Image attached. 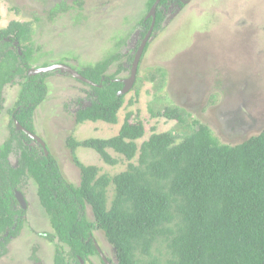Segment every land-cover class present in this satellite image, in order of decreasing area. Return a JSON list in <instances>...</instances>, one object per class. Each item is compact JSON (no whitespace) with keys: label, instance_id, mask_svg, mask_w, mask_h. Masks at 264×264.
<instances>
[{"label":"rangeland","instance_id":"rangeland-1","mask_svg":"<svg viewBox=\"0 0 264 264\" xmlns=\"http://www.w3.org/2000/svg\"><path fill=\"white\" fill-rule=\"evenodd\" d=\"M146 2L0 0V29H6L12 21L28 24L29 40L22 42L32 48L29 69L63 62L83 70L119 54L107 74L122 66L124 71L117 77L125 79L142 39L144 28L140 20L149 10ZM162 11L164 20L141 55L135 82L124 96L116 124L105 125L106 128L99 123L76 124L74 114L89 104L92 89L67 73L46 72L47 94L34 111V133L44 140L63 177L73 185L80 181L75 158L84 165L96 166L98 176L110 177L124 171L129 161L112 150H108L109 154L118 160L114 165L105 163L89 148L78 147L72 154L65 139L70 135L79 141L113 137L127 112L132 113L130 121L139 120L144 126V135L136 141L138 146L151 134L166 131H171L179 142L194 127L193 119L210 127L221 144L229 145L259 134L264 127V0H188L169 4ZM151 77L156 80L151 81ZM23 80L21 74L14 72L0 91V145L10 138L12 131L4 125L19 98ZM130 99L132 104H128ZM166 106L184 110L185 125L152 115ZM27 144L40 147L33 141ZM19 157V151L12 152L9 163L17 166ZM130 162L136 164L137 156ZM21 187L27 203L23 225L18 236L7 244L0 264H54L59 250L65 252L66 258L68 248L46 237L53 231L38 201L34 180L28 178ZM112 192L110 185L108 203ZM87 217L92 220L89 207ZM93 236L106 259L114 262L115 250L103 232L95 230ZM151 252L159 264L169 259L164 244H155ZM80 264L102 263L99 256L93 255Z\"/></svg>","mask_w":264,"mask_h":264},{"label":"trees","instance_id":"trees-1","mask_svg":"<svg viewBox=\"0 0 264 264\" xmlns=\"http://www.w3.org/2000/svg\"><path fill=\"white\" fill-rule=\"evenodd\" d=\"M154 1H148V8ZM170 1L161 0L160 5ZM155 16L154 30L163 19L158 7ZM151 20H140L143 33ZM10 34L21 43L28 40L29 28L12 21L0 30V91L14 72L21 74L24 80L20 82L18 104L22 106L16 117L32 131L25 120L29 121L32 110L45 99L46 73L28 74L32 48L20 47L19 55L9 48L10 42L3 41ZM3 48L6 51L2 54ZM119 56L79 71L95 85L85 84L92 89V98L75 112L76 124L117 123L125 96L117 94L123 86L117 75L124 68L119 66L110 75L107 69ZM132 103L130 99L128 104ZM185 114L177 106H166L152 115L185 125ZM131 116V112L126 113L113 137L79 141L70 135L65 139L72 154L78 147L89 148L105 163L114 165L118 160L109 154L112 150L129 161L124 171L110 177L98 176L96 166L84 165L75 158L80 170L78 185L63 177L48 150L45 154L41 146L37 149L22 144L23 138L31 141L23 132H17V136L13 133L0 145V258L24 221L14 192L21 191L22 184L32 178L53 231L46 237L68 248L66 258L65 252L57 251L54 264H80L81 260L99 256L95 230L102 231L115 250V261L110 264H159L151 252L157 243L165 245L169 256L165 264H264V127L259 134L229 145L221 144L210 127L193 119L194 127L179 142L166 131L151 134L138 146L136 141L144 135V126L139 120L130 121ZM13 139L18 144L9 142ZM14 151L20 152L15 167L7 159ZM135 156L136 164L130 162ZM110 185L113 192L108 203ZM88 207L92 220L87 217Z\"/></svg>","mask_w":264,"mask_h":264},{"label":"water","instance_id":"water-1","mask_svg":"<svg viewBox=\"0 0 264 264\" xmlns=\"http://www.w3.org/2000/svg\"><path fill=\"white\" fill-rule=\"evenodd\" d=\"M154 8L155 6H153L150 9V12L148 14V16H152L153 20L151 22V26L149 31L146 33L145 37L143 38V40L141 41L136 53L134 54L132 63H131V67H130V72H129V76L125 79H121L123 86L122 88L119 90V92L117 93L118 95H125L127 92L130 91V89L132 88L135 79H136V75L138 72V68H139V63H140V58H141V54L143 52L144 46L149 38V35L151 33V29L153 27V23H154ZM59 70L61 72H67L68 74H70L71 76H73L74 78H77L78 80L85 82L89 85H94V83H92L91 81H89L88 79H86L84 76H82L80 73H78L76 70H74L73 68H71L68 65L65 64H53V65H49V66H45V67H39V68H34V69H30L28 70V73L30 75H35V74H41V73H46L52 70ZM16 126L18 130H22L25 133L29 134L31 137L36 138L37 141L40 143L39 145L43 148L44 153H47V149H46V145L34 134L28 132L26 129H24L23 127H21L17 122H16ZM15 198L17 199V201L19 202L20 206L22 209L26 208V201L25 198L23 196V194L19 191H15ZM95 247L97 250V253L99 254L102 262L104 264H110V262L106 259V257L103 255V253L101 252V250L99 249V247L97 246V243L95 242ZM82 261V260H81Z\"/></svg>","mask_w":264,"mask_h":264},{"label":"flooded vegetation","instance_id":"flooded-vegetation-1","mask_svg":"<svg viewBox=\"0 0 264 264\" xmlns=\"http://www.w3.org/2000/svg\"><path fill=\"white\" fill-rule=\"evenodd\" d=\"M148 1L149 0H147V2H146V4L148 3ZM160 1L161 0H155L152 4H151V6H150V8H149V10H148V13H147V15H146V17H144V20H147V19H149V18H152V20H153V17L152 16H148V14H149V12H150V9L153 7V6H155V8H154V23H153V27H152V29H151V33H150V35H149V38H148V40H147V42H146V44H145V46H144V49H143V52L146 50V48H147V46H148V41L151 39V36H152V34L154 33V24H155V13H156V10H157V7H158V10H161V14H162V16H163V19H162V21L164 20V14H163V11H162V7H165V6H168L169 4H172V3H177V4H183L184 2H187L188 0H172V1H170V2H168V3H166L167 5H160ZM53 11H55V10H53ZM152 20H151V22H152ZM161 21V22H162ZM22 24H25V23H22ZM26 25V24H25ZM28 28H29V36H30V32H31V29H30V27L28 26V24L26 25ZM150 26H151V23H150ZM150 26H149V28H148V30L145 32V33H143L142 34V39H141V41L143 40V38L145 37V35H146V33L149 31V29H150ZM158 29V28H157ZM156 29V30H157ZM1 30V29H0ZM28 40H29V37H28ZM27 40V41H28ZM3 41H7V42H10L11 43V46H12V48H13V46L15 47V49L17 50V52H18V54L19 55H21L22 54V52H21V48H20V43L17 41V40H15L14 38H13V36H12V34H10V35H8L7 37H4L3 38ZM141 41L139 42V45H140V43H141ZM22 44H23V46H24V44H25V42L23 43V42H21ZM139 45H138V47H139ZM138 47H137V49H138ZM137 49H136V51H137ZM136 51H135V53H136ZM142 52V53H143ZM141 55H143V54H141ZM133 60V59H132ZM140 60H141V58H140ZM53 64H65V65H68V64H66V63H63V62H56V63H52V64H50V65H53ZM45 66H49V65H42V66H40V67H45ZM69 66V65H68ZM91 66H93V65H91ZM91 66H89V67H91ZM71 67V66H70ZM131 67V66H130ZM39 68V67H38ZM71 68H73V67H71ZM34 69V68H33ZM74 70H76L78 73H80L79 71H81V70H78V69H75V68H73ZM28 70H30V69H28ZM52 71H58V72H60V73H63V74H65V73H67V72H61V71H59V70H52ZM28 72V71H27ZM130 72V71H129ZM29 74V73H28ZM42 74V73H41ZM68 74V73H67ZM81 74V73H80ZM30 75V74H29ZM36 75V74H35ZM70 75V74H69ZM82 75V74H81ZM71 76V75H70ZM83 76V75H82ZM73 77V76H72ZM85 77V76H84ZM74 78V77H73ZM86 78V77H85ZM76 80H78L77 78H75ZM87 79V78H86ZM89 80V79H88ZM117 80H119V78H117ZM121 80V79H120ZM78 81H80V80H78ZM90 81V80H89ZM122 81V80H121ZM80 82H82V81H80ZM92 82V81H91ZM82 83H84V84H87V83H85V82H82ZM93 83V82H92ZM87 85H89V84H87ZM95 85V84H94ZM91 86V85H90ZM18 100H19V98H18ZM18 100H17V102H16V104H15V106L13 107V109L10 111V114H9V121H8V123L7 124H5L4 126H5V128H9L10 127V131H12L11 132V134H10V138H11V136L13 135V132L15 133V134H17V132H23L24 134H26L30 139H31V141H33L34 143H37L38 145L40 144L38 141H37V139L36 138H33V137H31L29 134H27V133H25L24 131H22V130H18L17 129V126H16V122L21 126V127H23L24 129H26L28 132H30V133H32V134H34L35 136H37L44 144H46L45 142H44V140L40 137V136H38L37 134H35L34 133V130H35V128H34V123H33V119H34V111L36 110V108L38 107V105L32 110V112H31V115H30V117H29V121L28 120H25V123H28L30 126H31V129H32V131H30V130H28L26 127H24L18 120H17V117H16V115H19L20 114V112H19V107L20 106H22L21 104H18ZM2 101H3V97H2V93H0V106H1V104H2ZM84 106V105H83ZM19 112V113H18ZM14 129V130H13ZM14 134V136H16ZM9 140V139H8ZM7 140V141H8ZM7 141H5L3 144H5ZM31 141H27L26 139H22V144H27V142H31ZM11 144H18L17 143V141L16 140H11V141H9ZM40 146V145H39ZM43 149V148H42ZM9 157V156H8ZM8 159V158H7ZM9 161V160H8ZM11 165V164H10ZM15 191H19V192H21L20 190H15ZM22 193V192H21ZM23 194V193H22ZM14 195H15V192H14ZM23 196H24V194H23ZM25 198V197H24ZM16 199V198H15ZM16 201H17V199H16ZM26 201V200H25ZM18 202V201H17ZM18 204H19V202H18ZM26 206H27V203H26ZM19 207L21 208V206H20V204H19ZM22 209V208H21ZM25 209H22V211H24ZM18 236V235H17ZM16 236V237H17ZM12 238H14V237H12ZM11 238V239H12ZM99 255V254H98ZM99 258H100V256H99ZM101 259V258H100ZM104 264V263H103Z\"/></svg>","mask_w":264,"mask_h":264},{"label":"crops","instance_id":"crops-1","mask_svg":"<svg viewBox=\"0 0 264 264\" xmlns=\"http://www.w3.org/2000/svg\"><path fill=\"white\" fill-rule=\"evenodd\" d=\"M85 123L87 124V123H90V124H93V125H98V123H99V126H102L103 124H104V128H106V126L105 125H111V124H108V123H105V122H103V121H96V122H92V121H85ZM120 129V128H119ZM119 131V130H118Z\"/></svg>","mask_w":264,"mask_h":264},{"label":"clouds","instance_id":"clouds-1","mask_svg":"<svg viewBox=\"0 0 264 264\" xmlns=\"http://www.w3.org/2000/svg\"><path fill=\"white\" fill-rule=\"evenodd\" d=\"M121 79V78H120ZM94 242H96V241H94ZM109 261V260H108ZM110 262V261H109Z\"/></svg>","mask_w":264,"mask_h":264}]
</instances>
